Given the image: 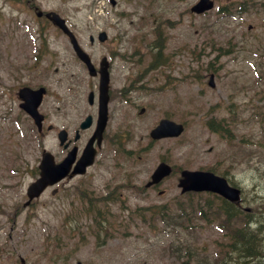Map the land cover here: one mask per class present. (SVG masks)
<instances>
[{"label":"rangeland","instance_id":"rangeland-1","mask_svg":"<svg viewBox=\"0 0 264 264\" xmlns=\"http://www.w3.org/2000/svg\"><path fill=\"white\" fill-rule=\"evenodd\" d=\"M116 1L113 6L110 0H35L41 9L67 18L94 59L115 45L133 60L114 63L115 108L121 89H139L127 96V126L114 114L87 174L48 188L24 207L43 150L61 158L57 130L74 132L91 110L87 95L97 81L68 39L46 27L25 0H0V264H22L21 259L25 264H196L199 257L221 264L229 242L219 215L223 199L206 192L182 194V169L225 177L242 189L243 207L250 209L242 212L264 220V0H215V9L201 15L190 11L198 0ZM233 2L234 11L218 13ZM100 30L108 32V42L91 46L89 35ZM158 41L165 43L166 63L153 70L149 63L156 61L152 47ZM39 45L44 70L38 67L23 80L48 89L40 107L46 116L41 133L21 112L17 88L24 82L13 78V64L33 63ZM165 117L184 124V133L152 140L150 130ZM212 120L224 133L211 129ZM162 160L175 173L146 189ZM191 203L190 223L174 233L160 216H150ZM177 235L197 249L194 256L183 252L180 258L169 250ZM249 264H264V254Z\"/></svg>","mask_w":264,"mask_h":264},{"label":"water","instance_id":"water-1","mask_svg":"<svg viewBox=\"0 0 264 264\" xmlns=\"http://www.w3.org/2000/svg\"><path fill=\"white\" fill-rule=\"evenodd\" d=\"M214 6L213 0H199V2L194 5L191 9L192 12L195 13H203L212 9ZM42 15V12L39 13ZM46 16L50 18L56 25H58L65 33H67L71 39L73 47L78 54V56L84 60L89 68L91 74L94 73V68L90 63L89 57L82 51L76 38L74 37L73 33L70 31L68 26L66 25V21L62 18L59 14L55 12H48ZM106 34H101V40H105ZM108 81L109 78L107 74L105 75L102 73V80H101V90L102 93L106 94L104 102L101 105V119L99 121V126L95 136L91 139L89 146L85 150V153L82 159L79 162V165L76 166L74 171L71 173L70 177H73L75 174L84 173L86 167L91 165L94 161L95 157V150L92 146L93 141L95 138H98V143H101L102 140V133L106 125V112H107V91H108ZM210 85L214 86L213 83V76H211ZM46 93L45 88H40L37 90H33L30 88H24L20 91V97L23 99V103H21V107L25 109L34 119L38 130H42L44 116L39 113L38 107L42 102L43 96ZM92 95H90L91 98ZM90 125V118H88L83 124L82 128H86ZM184 131V126L182 124L175 123L171 120L164 119L162 120L159 125L152 130L151 136L154 139H160L164 137H174L179 136ZM59 138L63 143L66 139V132L62 131L59 134ZM75 159V150L70 152L69 157H67L63 162L56 163L54 160V156L47 151H44L42 154V160L40 163V177L33 182L28 187V197L29 201L26 204H29L30 201L35 198L39 197L41 193L50 185H54L64 177H66L71 169V165ZM172 172V168L165 162L159 164L156 168L154 173L152 174V180L147 184V186L159 183L162 179L166 176L170 175ZM179 187L182 188V192L187 191H212L219 193L226 199L231 202H239L241 199L240 196V189L231 186L228 181L223 178L219 177L212 172H205V171H189L184 170L182 171V178L179 181ZM162 193V192H160Z\"/></svg>","mask_w":264,"mask_h":264},{"label":"trees","instance_id":"trees-1","mask_svg":"<svg viewBox=\"0 0 264 264\" xmlns=\"http://www.w3.org/2000/svg\"><path fill=\"white\" fill-rule=\"evenodd\" d=\"M227 9H232V8L227 7V6L221 7V10H227ZM163 46H164V43H162V41H161L160 44H159V42H157L155 44V46L152 48L156 52H161L163 50ZM155 58H156V60L158 59L157 61H160V63H162V58H161L160 53H158L155 56ZM220 124H221V122H220ZM211 128L214 131H221V129H223V132L225 131V128H222V125L220 126V129H218L217 126H215L214 124H211ZM190 201H191V198H190ZM206 204L208 206L209 211H211L212 208H211L210 202H207ZM193 206L194 205L192 203H191L190 208L185 206V205H178L177 206L178 211H176L174 213L169 211V210H165V209L164 210L160 209L157 212L151 211L150 216H152V217L160 216L161 218L159 220L162 221V224L166 225V227H170L172 229V233H174V231L176 230L177 227H179V226L184 227L185 221L190 223V218H189L190 214L187 213V210L190 209L192 212ZM205 210H206V207H205ZM205 210L201 207L200 212L202 214H205ZM219 215L224 217V222L227 226L226 228L228 229L227 231H228V239H229V242L227 243V249H226L225 255L221 252V255L222 256L224 255L222 260H219L221 262V264H249L264 254L263 252H260V250L263 246V241H260V240L259 241H253V239L250 238L252 232H251V229L249 228V226H247V223L244 224L242 228H240V227L236 228L235 227L234 222L238 221L240 219V217H238V216H240V214H239L238 208L236 206L231 205L224 200L223 206L220 209ZM145 220H149V219L146 218ZM149 225L153 226L152 223ZM167 229H169V228H167ZM186 229H188V228H186ZM176 233H178V232H176ZM249 238L251 239V241L249 240ZM251 242H254V243L251 244ZM168 248H169V250H171V252L173 254L179 253L180 258H182L181 255L183 252H185L183 254L189 253L190 256L191 255L194 256L196 253V250H197L195 248L194 249L195 251H193L192 246L184 243L181 240V237L179 235H177L176 238L173 239L171 243H169ZM260 253H262V254H260ZM216 256H220L219 251L216 252ZM211 259H209V261H211ZM195 262H196V264H216V263L208 262L207 259L201 260L200 257L197 260H195Z\"/></svg>","mask_w":264,"mask_h":264},{"label":"flooded vegetation","instance_id":"flooded-vegetation-1","mask_svg":"<svg viewBox=\"0 0 264 264\" xmlns=\"http://www.w3.org/2000/svg\"><path fill=\"white\" fill-rule=\"evenodd\" d=\"M26 2L29 3L30 1L27 0ZM28 6L30 8H36L37 7L35 5V3H32V2L29 3ZM41 18H44V16L41 17ZM44 19H45V22H47V25L49 26L48 20L46 18H44ZM91 44L94 45L95 43L92 42ZM116 48L117 47H115V45H114V50H111V49L108 50L106 52L107 54H104L101 57V60H100V61H102V59L104 57H106L108 59V67H109L110 77H111V80H110V102L115 101V99L117 97L116 93L114 91V88H113L114 63L128 61L127 57H125V56H120L119 57L118 56V49L115 50ZM41 61H42V57L38 56L37 59L33 63H31L29 61L28 62L25 61L21 65H18L16 63H14L13 64V67H14L13 78L20 79V80L24 81L23 78H26V76L28 77L30 75V73L34 69H37L38 67L40 68V72H42L44 70V68H42V66H40L41 65ZM97 64H98V66H100V62H97ZM97 64H95V65L97 66ZM33 65H36V67L33 68ZM55 71L58 72L59 69L56 68ZM93 79H95L97 81L96 89L98 90L100 75L97 74V76L94 77ZM29 84L30 83H28V82L25 83V81H24V83H22L21 85L18 86L17 90L21 89L24 86H31V84L30 85ZM39 86H41V85L34 86V87L37 88ZM133 91H135L134 87L131 88V89H130V87H127L125 89H121L120 90L119 97L121 98L122 101L120 103L121 105H120L119 109L115 108L114 105H111V103L109 104V106H108V124L111 123L112 119L114 118V114H115V116H119V119L122 121L123 128L125 126H127V113H128V110L125 107V104L128 103V99H127L128 93L129 92H133ZM98 99L96 97V100H95L94 104L90 105V109H91L90 112H87L86 116L84 118H82L79 121L78 124L76 122V126H75V129H74V132L71 133L69 130H67L68 131L67 147L64 146V145L61 146V148L63 150V154H62L61 158L58 159V161L63 160L67 156L68 152L71 149H73V148L76 149V158H77V160L82 155V152H83L84 148L86 147L87 143L89 142V140L91 139V137L93 136V134L95 133V130L97 128L98 118H99ZM124 100L126 101V103L123 102ZM87 116H91V125L87 129L82 130V129H80V126H81L82 122L84 121V119ZM122 135L124 136L123 132H122ZM106 140H107V134H106V131H105L104 132V139H103L104 143H105ZM76 177H80V176H76ZM76 177H74V178H76ZM74 178H66L61 183H64L65 181H68V180H71V179H74Z\"/></svg>","mask_w":264,"mask_h":264},{"label":"bare ground","instance_id":"bare-ground-1","mask_svg":"<svg viewBox=\"0 0 264 264\" xmlns=\"http://www.w3.org/2000/svg\"><path fill=\"white\" fill-rule=\"evenodd\" d=\"M221 131H222V133H224L223 129ZM242 208L246 212H248L250 210V209H245L243 206H242ZM241 219H243L245 221V223H247V226H249V228L251 229L252 234H251L250 238L253 239V241H259V240L263 241V244H264V234H263L264 228L261 227L262 224L260 225V223L264 222V220L261 217H259V216L257 217L255 215L254 216L253 215L246 216L244 212H243V214L239 220L241 221ZM260 220H262V221L260 222ZM257 221H259V222L257 223ZM250 238H249V240L251 241ZM253 243L254 242H251V244H253ZM262 252H264V251H262Z\"/></svg>","mask_w":264,"mask_h":264}]
</instances>
